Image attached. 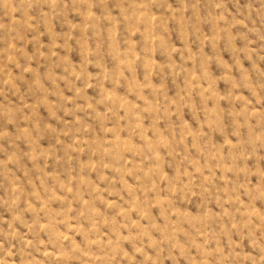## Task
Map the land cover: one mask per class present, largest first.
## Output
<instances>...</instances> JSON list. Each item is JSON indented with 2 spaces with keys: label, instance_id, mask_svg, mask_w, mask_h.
<instances>
[{
  "label": "rangeland",
  "instance_id": "374dc122",
  "mask_svg": "<svg viewBox=\"0 0 264 264\" xmlns=\"http://www.w3.org/2000/svg\"><path fill=\"white\" fill-rule=\"evenodd\" d=\"M0 264H264V0H0Z\"/></svg>",
  "mask_w": 264,
  "mask_h": 264
}]
</instances>
